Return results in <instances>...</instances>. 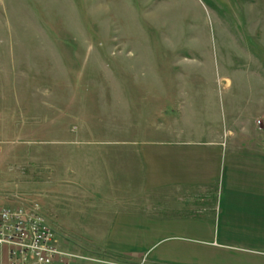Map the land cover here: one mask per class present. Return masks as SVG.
<instances>
[{"label": "crops", "instance_id": "obj_1", "mask_svg": "<svg viewBox=\"0 0 264 264\" xmlns=\"http://www.w3.org/2000/svg\"><path fill=\"white\" fill-rule=\"evenodd\" d=\"M2 78L1 65L3 96ZM107 85L104 97L83 84L48 103L0 99V130L15 128L19 108L47 120L34 131L56 146L47 148V169L38 166L45 182L33 199L47 223L70 247L88 242L119 258L69 264H264V130L239 133L240 103L218 100L215 86Z\"/></svg>", "mask_w": 264, "mask_h": 264}, {"label": "rangeland", "instance_id": "obj_2", "mask_svg": "<svg viewBox=\"0 0 264 264\" xmlns=\"http://www.w3.org/2000/svg\"><path fill=\"white\" fill-rule=\"evenodd\" d=\"M1 65L5 106L70 98L83 84L104 97L110 81L177 82L189 92L215 86L218 100L240 103L239 133L264 130L251 107L264 110V0H0ZM42 116L19 108L15 128L0 130V207L36 202L42 192L38 166L47 169V148L56 146L34 131ZM58 238L75 255L59 264L119 259Z\"/></svg>", "mask_w": 264, "mask_h": 264}, {"label": "built area", "instance_id": "obj_3", "mask_svg": "<svg viewBox=\"0 0 264 264\" xmlns=\"http://www.w3.org/2000/svg\"><path fill=\"white\" fill-rule=\"evenodd\" d=\"M0 264H59L74 254L59 245L38 202L0 207Z\"/></svg>", "mask_w": 264, "mask_h": 264}]
</instances>
